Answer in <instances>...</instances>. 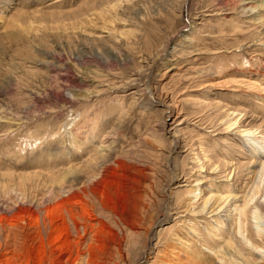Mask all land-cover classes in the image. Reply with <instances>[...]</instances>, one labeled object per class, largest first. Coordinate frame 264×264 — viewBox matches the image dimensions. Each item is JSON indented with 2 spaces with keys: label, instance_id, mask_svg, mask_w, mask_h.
Masks as SVG:
<instances>
[{
  "label": "rangeland",
  "instance_id": "374dc122",
  "mask_svg": "<svg viewBox=\"0 0 264 264\" xmlns=\"http://www.w3.org/2000/svg\"><path fill=\"white\" fill-rule=\"evenodd\" d=\"M255 1L0 0V172H58L71 164L66 151L79 164L111 144V160L129 156L127 163L137 159L151 174H130L138 184L127 171L109 177L102 203L123 214L125 230L97 215L92 263L161 264L171 257L186 264L194 256L193 264H213L208 249L234 236L232 207L257 185L260 160L251 138L225 128L238 119L240 131L264 136V8L250 11ZM12 7L27 14V24L12 25ZM119 84L126 85L115 89ZM70 86L93 94L74 102ZM62 101L69 105L54 108ZM263 196L264 184L255 201L264 216ZM137 221L141 248L147 243L143 253L136 247L139 256L128 251V229ZM114 232L123 235L121 251L106 235ZM243 254L253 264L264 257L249 247Z\"/></svg>",
  "mask_w": 264,
  "mask_h": 264
},
{
  "label": "bare ground",
  "instance_id": "6f19581e",
  "mask_svg": "<svg viewBox=\"0 0 264 264\" xmlns=\"http://www.w3.org/2000/svg\"><path fill=\"white\" fill-rule=\"evenodd\" d=\"M254 4L255 5L250 7V11L264 8V0H256ZM12 9L14 8L12 7ZM16 9H14V11H16ZM3 10V12H5L6 10H9V8L6 7ZM3 18L4 17H1V20H3ZM27 19V14L22 11V9H19L14 12V16L10 22L12 25L17 22L19 26L20 24L23 26L22 24L25 25V23L28 22ZM173 42L174 38L172 37L166 43V49H168ZM192 44L193 42L191 43L190 41L189 45ZM167 52L168 50L166 53ZM158 57L155 58V60L147 61L146 67L149 68L151 65H155ZM78 70H80V68ZM87 70L86 68L83 69V71L87 74H96L99 71L93 72ZM138 74L139 73L134 75L135 81H137ZM79 81H81L80 84H83L86 82V78H80ZM92 83L95 84V81ZM125 85L126 84H119L117 87L114 86V88H122L125 87ZM80 86L83 87V85ZM144 86L145 88L143 91L151 95V86L147 83ZM70 87L71 90H69V95L72 97L74 102L85 99L87 100L90 95L93 94L92 91H84L82 88L77 86ZM134 104L135 103H133V105ZM67 105L69 104H67L66 101H62L59 103L58 107L54 108L61 109L63 107L65 108V106L67 107ZM19 119L21 120V118ZM237 124L239 126L238 119L229 123L225 129L230 132L237 129V132H240L241 137L246 136L251 138V143L249 145L251 153L256 155L257 159L260 160L259 164L255 165L260 168L258 172V183L256 182L257 185L253 186L250 194L248 193L249 195L241 201V203L234 204L232 207V212L234 214L233 215L231 213L234 217L232 222L234 226V236L225 241L223 246L218 247V250L208 249L211 255L214 256L213 264L216 262L218 264L219 262H224L226 264H253V262H250V258H248L249 256H244L243 247L244 249L245 247H249L250 250L264 255V216L259 207L255 206L257 195H259L260 188L264 184V151H259L261 148L260 145H263L262 148L264 150V136L262 135L261 137H258L259 133L256 130L246 129L244 131H240ZM68 128V126L65 127L66 139H70L71 136L70 129ZM80 142V138L76 140V143L80 144ZM71 144L72 142H68L69 146H71ZM112 150L113 148L111 144L106 146L101 144L97 149L90 150L87 158L79 164L74 163L73 155H70V153L66 151L67 160L71 164L65 168H61L58 172L46 171L43 166H39L41 167L39 170L27 173H15L14 171L9 172L8 169L6 172H0V264H94L89 258V255L91 249L97 243V232L95 231L97 215L103 218L105 222H109L110 224L112 223V225L116 227L117 231H119L118 233L121 232L124 234L123 230H125V218L121 212L118 213L113 211L114 208L111 211L109 210L110 208L106 209V207H104L102 203L104 195L103 187H105V184L113 172L118 170L129 172L131 180L136 184H138V180L130 174H134L137 178L142 180L146 178L148 180V177L151 174L148 172L147 168H141L142 166L139 167L141 163L137 159L135 162L130 158L132 161L127 163L129 161H127L129 158L128 155V157H117L116 159L111 160L110 155ZM50 160H53L52 154L49 155L48 161ZM258 160L254 161L253 164ZM133 163H138L139 165L136 166V164ZM36 165H42V163ZM190 193L195 194L194 191ZM130 195L133 197L132 193ZM139 197L140 195L135 198L139 199ZM141 198L140 201H137V203L141 202ZM211 200L212 198L210 197L202 200L203 211L206 210ZM216 202L218 203V201ZM218 207L221 209L220 205ZM99 208L100 211L98 212L97 210ZM140 210L141 209H138L137 211L139 212ZM214 213L211 216H216V213ZM250 216L254 221L252 224L255 229L252 228V230H249L248 220L250 219ZM136 217L138 218V216ZM136 220H139V218ZM152 221H150V227L153 226L154 222ZM140 223V221H137L136 223L130 224L128 229L129 235L134 240L133 246H131L128 251H132L134 254H136V247L139 246L140 249L138 248V251L140 253L142 251L145 252L147 247V243L143 242L144 246L141 248L139 242V238L141 236L139 232ZM126 228H128V226ZM118 233H107L106 235H108V238L117 242L118 251H121L122 240L124 239L122 237L123 235L121 234V236H119L120 234ZM143 235L145 236L143 238L145 241V239L149 236V230L143 232L142 236ZM236 237L241 239L244 243L240 245L241 248L236 246ZM255 237L260 239L261 243H258L255 240ZM213 240L215 241L217 239L213 238ZM103 247H105V244ZM136 256L139 255L136 254ZM187 259L188 263L186 264H193L196 257L188 256ZM159 261L161 264H185L180 262L177 263V261H173V258L171 257H167L166 260L164 259ZM103 264L105 263L103 262ZM258 264H264V257Z\"/></svg>",
  "mask_w": 264,
  "mask_h": 264
}]
</instances>
